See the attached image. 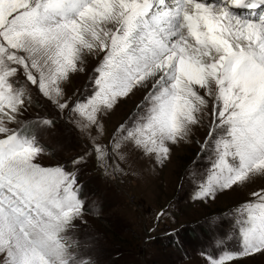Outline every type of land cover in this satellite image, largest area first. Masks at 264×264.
Listing matches in <instances>:
<instances>
[{"label":"snow or ice","instance_id":"1","mask_svg":"<svg viewBox=\"0 0 264 264\" xmlns=\"http://www.w3.org/2000/svg\"><path fill=\"white\" fill-rule=\"evenodd\" d=\"M96 64L84 93L72 76ZM53 109L83 152L43 166L38 132L56 119L25 117L32 93ZM141 94L109 132L105 117ZM206 129L214 155L189 173L193 200H215L264 179V0H0V264H95V238H80L90 210L80 170L91 163L117 182L136 159L164 167L174 147ZM127 165V168H125ZM233 219L208 228L238 237L217 240L200 264H244L264 255V187ZM169 215L161 208L147 232ZM149 239H153L149 235Z\"/></svg>","mask_w":264,"mask_h":264},{"label":"rangeland","instance_id":"2","mask_svg":"<svg viewBox=\"0 0 264 264\" xmlns=\"http://www.w3.org/2000/svg\"><path fill=\"white\" fill-rule=\"evenodd\" d=\"M96 64L89 58L86 71L72 76L68 92L85 91L89 76ZM137 93L123 100L110 116L105 117L106 126L111 132L134 111L140 102ZM32 105L25 119L28 122L38 117L56 119L54 129L38 132V142L44 152L37 158L43 166H55L81 154L83 147L74 134L66 130L57 119L53 109L32 93ZM206 129L200 128L194 141L174 147L171 159L166 166H154L143 159H136L132 169L140 175H127L117 182L103 179L89 163L80 170V183L84 198L90 210L86 212L87 225H80V238H95L91 253L95 264H200L197 255L200 251H213L217 240H223L229 249L238 246L235 233L229 228L221 236L208 228V218L220 217L226 221L233 219L235 208L250 199V193L264 187V179L257 178L250 185L235 192L219 193L215 200H193L194 185L189 173L203 174L214 155L215 141L210 140L206 148ZM127 168V165H125ZM167 209L169 215L159 224L157 231L148 233L153 225L155 214ZM149 235L153 239H149ZM244 264H264V255H256Z\"/></svg>","mask_w":264,"mask_h":264}]
</instances>
